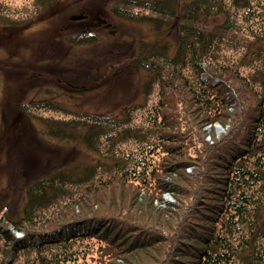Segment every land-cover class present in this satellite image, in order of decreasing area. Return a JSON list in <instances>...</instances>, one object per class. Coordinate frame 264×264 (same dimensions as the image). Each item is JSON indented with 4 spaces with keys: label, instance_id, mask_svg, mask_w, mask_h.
I'll return each mask as SVG.
<instances>
[{
    "label": "trees",
    "instance_id": "1",
    "mask_svg": "<svg viewBox=\"0 0 264 264\" xmlns=\"http://www.w3.org/2000/svg\"><path fill=\"white\" fill-rule=\"evenodd\" d=\"M49 2L31 1L34 11ZM141 2L136 4L152 15L141 21L160 30L163 21L174 19L178 33L173 55L156 41L153 56L136 58L150 73L147 86L158 87L149 106L140 103L116 117L81 112L55 119L39 114L64 110L53 99H17L37 135L82 144L100 158L86 169L56 168L34 180L17 216L1 204L3 254L47 249L50 259L36 258L41 264H74L76 240L82 239L106 264H264V190L257 200L246 193L264 174V4ZM117 8L118 17L138 20L133 7L132 13ZM7 14H0L2 27L34 23L40 13ZM240 47L245 51L238 61L217 55ZM243 65L247 71L239 69ZM43 82L35 92L51 93L42 91ZM135 112L142 121L136 122ZM213 123L224 135L206 128ZM130 140L136 153L122 146ZM164 193L173 201L165 203ZM240 225L244 232L234 243L229 233ZM13 229L22 236L16 238Z\"/></svg>",
    "mask_w": 264,
    "mask_h": 264
},
{
    "label": "rangeland",
    "instance_id": "2",
    "mask_svg": "<svg viewBox=\"0 0 264 264\" xmlns=\"http://www.w3.org/2000/svg\"><path fill=\"white\" fill-rule=\"evenodd\" d=\"M31 1L0 0V14L9 13L15 18L14 13H40L34 23L10 27L0 24V205L8 207L11 216L18 215L26 200L27 187L37 178L49 175L56 168L60 171L86 169L97 164L100 158L82 144L76 143L74 147L73 143H57L37 135V125L19 110L18 101L53 99L64 110L41 109L39 114L55 119H67L81 112L116 117L140 103L149 106L157 96L158 87L154 83L147 86L150 73L136 58L153 56L156 41L168 56L173 55L178 44L174 19L163 21L165 25L160 30L151 25L152 21L140 20L152 15L136 3L150 0H135V4L133 0H50L45 8L37 11ZM260 1L264 4V0ZM117 7L130 13L134 8L139 14L138 20L118 17L114 14ZM78 39L80 44L76 43ZM88 39L93 42L84 43ZM219 45L223 47L222 43ZM244 51L243 47L224 48L217 55L238 61ZM239 69L247 71V65ZM41 82L45 86L43 92L47 87L52 92L37 94L35 87ZM134 114L136 122L143 120V114ZM206 128L215 137L225 133L217 123ZM130 141L122 146L136 153L134 141ZM257 181L261 185L258 183L253 191L246 192L254 200L264 190V174L258 173ZM162 199L165 203L173 201L169 193H164ZM259 215L264 220V209ZM235 231L229 235L237 243L244 231L241 225ZM12 232L16 238L22 236L18 230ZM76 241L80 245L76 244L74 253L79 260L74 264H106L107 258L99 257L92 244H84L82 239ZM2 246L0 239V264H31L36 258L45 260L51 256L47 249L37 252L30 248L5 256ZM37 259L33 264H41ZM118 264L125 263L118 260Z\"/></svg>",
    "mask_w": 264,
    "mask_h": 264
}]
</instances>
